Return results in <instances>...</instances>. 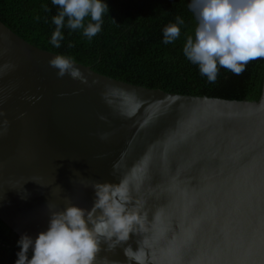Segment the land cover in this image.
I'll return each instance as SVG.
<instances>
[{"label": "water", "instance_id": "obj_1", "mask_svg": "<svg viewBox=\"0 0 264 264\" xmlns=\"http://www.w3.org/2000/svg\"><path fill=\"white\" fill-rule=\"evenodd\" d=\"M56 56L0 19V218L34 241L51 212L93 207L92 182L127 179L147 219L96 264L129 245L145 264H264V82L258 100L183 94L72 58L82 79L60 77Z\"/></svg>", "mask_w": 264, "mask_h": 264}, {"label": "clouds", "instance_id": "obj_2", "mask_svg": "<svg viewBox=\"0 0 264 264\" xmlns=\"http://www.w3.org/2000/svg\"><path fill=\"white\" fill-rule=\"evenodd\" d=\"M52 3L61 9L53 17L56 29L50 43L56 48L63 39L61 30L65 21L69 29H83V35L91 39L101 31L102 15L108 12V5L102 0H52ZM189 8L198 26L194 38H187L183 53L198 65L209 82H216L219 67L239 75L250 61L264 58V0H191ZM89 16L92 22L85 26V18ZM183 24L184 20L176 17V23L164 29L165 44L180 36ZM49 64L58 69L60 77L68 74L73 79H82L70 57L56 56ZM91 186L96 195L93 207L87 210L70 204L63 211L51 212L47 231L39 233L34 241L28 235L20 238L16 264H96L102 241L107 244L104 250L113 252L129 240L130 233H140L147 212L141 201H134L127 179L119 184L92 182ZM30 248L33 255L28 259ZM124 255L129 264L131 261L145 264L141 246L133 251L129 245L124 248ZM102 264L120 262L105 257Z\"/></svg>", "mask_w": 264, "mask_h": 264}, {"label": "trees", "instance_id": "obj_3", "mask_svg": "<svg viewBox=\"0 0 264 264\" xmlns=\"http://www.w3.org/2000/svg\"><path fill=\"white\" fill-rule=\"evenodd\" d=\"M108 12L102 15L101 31L91 39L83 29L61 30L60 47L50 43L56 29L53 17L60 7L52 0H0V19L31 43L92 66L106 75L166 91L258 100L264 82V58L250 61L236 75L219 67L215 83L202 75L198 65L183 53L198 20L190 10L191 0H102ZM184 20L180 36L164 43V29ZM92 22L85 18V26ZM21 236L0 218V264H16ZM28 259L32 258L29 249Z\"/></svg>", "mask_w": 264, "mask_h": 264}]
</instances>
